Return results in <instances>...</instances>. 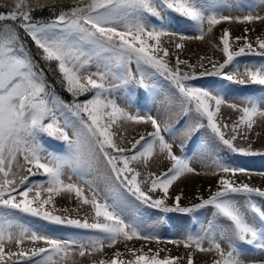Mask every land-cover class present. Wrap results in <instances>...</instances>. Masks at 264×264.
<instances>
[{
  "label": "snow or ice",
  "instance_id": "snow-or-ice-1",
  "mask_svg": "<svg viewBox=\"0 0 264 264\" xmlns=\"http://www.w3.org/2000/svg\"><path fill=\"white\" fill-rule=\"evenodd\" d=\"M67 2L0 0V264H195L198 254L210 257L203 264H264V186L251 182L264 170L238 159L264 158V144L254 146L264 135V59H251L264 58V30L248 35L249 25H264V0ZM224 23L246 25L244 34L223 28L217 42ZM187 41L222 58H182ZM48 73L59 74L71 102ZM159 78L169 90L164 102L191 118L185 135L211 133L199 168L185 144L174 150L167 121L141 111L155 102ZM191 176L214 184L185 204L183 190L170 189ZM57 197L74 206H58ZM131 198L133 214L144 206L164 215L145 229L125 214ZM168 214H180L175 224ZM164 223L175 238L153 230ZM64 228L91 234L56 235Z\"/></svg>",
  "mask_w": 264,
  "mask_h": 264
},
{
  "label": "rangeland",
  "instance_id": "rangeland-1",
  "mask_svg": "<svg viewBox=\"0 0 264 264\" xmlns=\"http://www.w3.org/2000/svg\"><path fill=\"white\" fill-rule=\"evenodd\" d=\"M207 3L211 4V3H235L236 0H206ZM250 3L255 4V1H251ZM225 14H228L227 12ZM232 15H244L246 14V9L244 11H233L231 13ZM261 14H264V10L261 11ZM48 17V16H47ZM246 27V25L243 24H237V23H232V24H228V23H224L220 26H217V28L215 29V33H216V41L218 42V37L221 34V31L223 28H229L233 34V36H239V35H243L244 32V28ZM248 27H252L255 28L254 32H249L248 35L250 38L254 39L256 35L260 34L262 30H264V25L262 24H254V25H249ZM183 31V29H182ZM193 32H195V29H191L189 31V34H192ZM200 55H214L216 58H222L221 53H219L218 51H214L211 46L207 43H203L200 41H187L186 42V50L182 55V58H188L191 60V62H195L196 59L200 56ZM244 59V58H242ZM252 60L255 61H261L264 58H259V57H253L251 58ZM94 70V69H93ZM160 78H159V82L156 85L155 91L156 93H158V95H156L155 97V102H153L152 100H150L148 102V106L146 108L141 109L142 112H147V111H151V113L153 115H158L159 118L161 119V121H167L173 129V135L175 136V141H174V150L177 152V154H180V144L183 143L185 144L186 148L189 147V138L185 135L184 129L191 123V118L188 117L187 118V122L185 123V125L182 126H177V120L180 118L181 113H182V109L178 106V104H176L175 102L169 104V103H165V98L167 97V95L169 94V90L167 87V82H160ZM61 97V96H60ZM234 97H229V99H233ZM225 115L229 114V110L228 109H224L223 110ZM141 130H144V127L141 126ZM148 131H151L150 126L147 128ZM258 131L260 129H257ZM204 132L206 133L203 137V141H201L197 148L194 150L193 154L189 155L187 150H186V154L189 156H193L194 157V165L199 168L200 165L198 163L199 159L201 158V148H206L209 143L212 140V136L209 135V132L207 129H204ZM166 136V138H168L170 140V142H172V136H169V134L165 133L164 134ZM264 136V135H262ZM51 144V143H50ZM48 144L47 147L52 148L54 147L53 145ZM215 151L217 152L218 149H215ZM62 154H67V152L65 151ZM250 167L256 170H264V161L263 162H252V164H250ZM104 172V168L103 165H101V169L99 172L95 173L93 177L90 178H96L99 177L102 173ZM251 181H254V184L257 186H264V178L260 177V176H253ZM209 184H214V180L210 177H205V176H191L188 177L186 179H182L181 181H178L172 189H170V193L174 196L176 194H178L181 190H183L184 192V196H185V200L183 201L185 204H187L189 202V200H194L195 196L199 193V194H203V195H207V186ZM101 187H103V184L101 183ZM57 202H58V206H68V207H72L74 206L73 202L67 201L65 199H62L60 197H57ZM135 201L134 198H131V201L127 204L124 205L125 208V214L128 215V217L131 219L134 217L137 219L138 222H140L142 224V227H144L145 229H149L150 225L155 224L157 218L160 217L159 212H157L156 210H151V209H145L143 214H139V210L135 211V213H132V209L135 207ZM140 209V208H139ZM180 215H176L175 216V223L177 221V218ZM157 234H159L163 239L167 240L169 238H175L176 237V230H174L172 233H166L162 227H158L153 229ZM91 234L90 232H88L87 230H78V229H72V228H64L61 231L57 232L56 235L62 237V238H80L82 236ZM135 245L136 247H140L142 244L145 245V250H147V248L151 247L153 249H155L156 247H161V248H170L172 249V251H179L182 252V254L184 253V249L180 248L177 249L174 245L171 244H160L157 245L155 243L152 244H146L143 241H133L130 242L129 246ZM119 248L121 251H124V245L120 244ZM109 253V256L111 255V250H107ZM250 255H257L256 252H251ZM259 258H264L262 256H258ZM79 259V258H78ZM210 257L206 254H198L195 257V264H203L204 261L209 260ZM83 264H87V261L85 260L83 262Z\"/></svg>",
  "mask_w": 264,
  "mask_h": 264
},
{
  "label": "trees",
  "instance_id": "trees-1",
  "mask_svg": "<svg viewBox=\"0 0 264 264\" xmlns=\"http://www.w3.org/2000/svg\"><path fill=\"white\" fill-rule=\"evenodd\" d=\"M67 7H70L71 6V3H70V0H68L67 2ZM38 16L40 15H43L44 17H47L49 16V14L47 12H44V13H37ZM33 52H35V48L33 46ZM59 74L57 73V76ZM57 76H54L52 73H48V81L51 83V84H54L55 85V90L57 92V94L59 96H61L62 99H64L65 101H68V102H71L72 100V97L70 96V94H68L66 91L63 90V88L60 86V84H58L56 82V79H57ZM81 100L83 99H86V97L82 96L80 97ZM264 144V136H262L258 141L257 143L254 145L257 149H260L261 148V145ZM221 150V149H220ZM223 154L226 153L227 150H221Z\"/></svg>",
  "mask_w": 264,
  "mask_h": 264
}]
</instances>
